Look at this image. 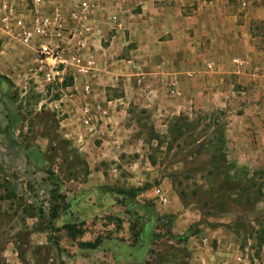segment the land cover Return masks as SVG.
Returning <instances> with one entry per match:
<instances>
[{
  "label": "rangeland",
  "instance_id": "obj_1",
  "mask_svg": "<svg viewBox=\"0 0 264 264\" xmlns=\"http://www.w3.org/2000/svg\"><path fill=\"white\" fill-rule=\"evenodd\" d=\"M253 2L258 13L251 28L264 49V0ZM105 8L102 19L108 28L115 12ZM8 41H0V75L9 80L0 82L7 101L2 111L18 118L7 134L19 146L0 132V264H23L15 245L26 264H170L178 250L185 251L186 264H264V245L257 249L252 238L230 228L235 218H241L257 230L264 215V165L245 166L259 172L256 181L263 185L259 201L235 206L219 190L227 165L210 141L215 124L223 125L219 105L205 104L198 96L181 102L178 113H163L158 101L144 95L128 100L116 85L103 86L100 98L89 102L70 71L47 82L32 48ZM94 62L92 79L98 67L95 58ZM85 101L102 104L106 114H92L84 123L80 108ZM52 131L79 154L87 175L84 182L80 172L61 181L57 192L65 196L67 206L58 209L52 230H46L44 212L62 205L50 196L53 179L45 170L61 178L66 167L59 157L43 159V165L32 168L30 161H36L33 155L42 152L40 148L44 152L43 136ZM21 151L28 155L22 172L15 165ZM158 186L167 197L164 205L152 197ZM136 188L142 191L133 195ZM66 223L86 233L70 238ZM186 231V241L173 239ZM93 238L97 242L92 249L80 245Z\"/></svg>",
  "mask_w": 264,
  "mask_h": 264
},
{
  "label": "crops",
  "instance_id": "obj_2",
  "mask_svg": "<svg viewBox=\"0 0 264 264\" xmlns=\"http://www.w3.org/2000/svg\"><path fill=\"white\" fill-rule=\"evenodd\" d=\"M7 1H12L23 17L32 6L31 0ZM42 1L43 12L59 2ZM253 1L69 0L73 5H93L82 26L84 50L94 56L98 66L95 78L89 80L88 94L82 89L81 77L75 76L73 81L81 85L79 90L89 102L100 98L103 86L116 85L128 100L144 95L158 101L163 113H178L181 102L195 101L198 96L205 104L213 101L224 112L226 159L250 168L264 165V78L251 69L264 62V49L257 44V34L251 28L258 13ZM105 7L115 12L107 26L111 30L103 23ZM1 38L10 40L0 31ZM233 57H242L248 64L235 72L237 68L230 61ZM187 73L191 75L187 77ZM5 89L1 84L0 128L7 124L6 112L2 111L7 102ZM75 135L80 140L79 133ZM26 163L21 151L16 169L22 172ZM38 164L43 165L30 161L31 168ZM85 233L82 230L74 239Z\"/></svg>",
  "mask_w": 264,
  "mask_h": 264
},
{
  "label": "built area",
  "instance_id": "obj_3",
  "mask_svg": "<svg viewBox=\"0 0 264 264\" xmlns=\"http://www.w3.org/2000/svg\"><path fill=\"white\" fill-rule=\"evenodd\" d=\"M42 2L31 0L32 6L27 9L26 17H23L16 11L12 1L0 0V31L18 44L32 48L38 56V63L44 69L45 81L51 83L54 77L60 78L64 71H70L72 77L82 78V89L88 94L95 62L93 55L84 50L85 29L82 25L93 5L85 2L73 5L69 0H59L43 12L40 9ZM111 18L116 23L115 17ZM231 63L237 68L235 72H239V68L246 62L242 57H234ZM253 73L264 74V64L254 67ZM80 113L85 123L93 115L103 116L106 111L99 104L85 101ZM152 197L159 204L167 202L166 194L159 186L152 189ZM205 242L206 238H203L202 243Z\"/></svg>",
  "mask_w": 264,
  "mask_h": 264
},
{
  "label": "trees",
  "instance_id": "obj_4",
  "mask_svg": "<svg viewBox=\"0 0 264 264\" xmlns=\"http://www.w3.org/2000/svg\"><path fill=\"white\" fill-rule=\"evenodd\" d=\"M6 82L9 83V80H7L6 77L0 75V82ZM10 98V96L8 97ZM49 112H45V116L52 115L48 114ZM7 124L0 129L1 133H3V137L8 140L12 144H16V140L14 138H11L7 132L11 128L12 121L18 120V118H12L10 116L6 117ZM53 121V120H52ZM214 133L211 136V143H215L216 145L213 146V150L217 151L218 158L224 161V163L227 165V171L222 172V178L219 182L218 188L222 192H226V198H229L231 202L235 206H242V205H248L253 200L259 201V198L262 197V183L256 181V175H259L258 171L251 170L246 168L245 166H239L235 163L228 162L224 155V140L222 136L223 132V125L215 124ZM43 137L47 139V144L45 146L44 152L36 151L33 155V158L37 162H42L43 159H50V157H59L61 161L65 164L66 169V175L65 177H57L54 176V173L51 170H45L47 177L49 179H53V182H51L53 188L49 190L51 197L58 198L60 205L62 206H54L51 208V210L44 212V229L52 230L51 221L57 217L58 209L66 207V201L65 196L63 194H60L57 192L58 187L62 180L64 179H72L74 176V173H81L83 175V178L80 180L81 182L85 181V177L87 175V166L83 160H81L79 154L72 148H68L67 142L64 139H60L59 135L54 131L50 134H45ZM19 146V145H18ZM50 153V154H49ZM48 154V156L45 158V155ZM50 155V156H49ZM27 154L25 153V157L27 158ZM142 191V189H134V194H138ZM217 205H222L221 202ZM221 207V206H219ZM246 207V206H244ZM38 211H41V208L38 209ZM257 230H254V228L244 222L241 218H235L234 222L231 224L230 228L233 229L236 232H240L248 238H252L255 244V248H260L264 245V215L261 218V220L257 221ZM66 229V234L70 238H74L77 234H79L81 231H74L72 229V224L66 223L64 225ZM40 230V229H36ZM189 234L184 232L181 235H175L173 236V239L178 242L186 241ZM97 240H94L93 242H82L80 245L85 246L86 248H93L96 245ZM56 246V243H55ZM57 248V246H56ZM15 251L17 253L18 259L21 261V263L26 264V262L23 259V254L21 252L20 246L15 245ZM179 252L182 254L185 251L178 250L176 253H174L171 258V261H169L170 264H172V261H175L174 257H179L178 261H175L174 264H186V261L184 258H187L186 255L177 256ZM160 262V261H159ZM142 264H150V263H142ZM152 264V263H151Z\"/></svg>",
  "mask_w": 264,
  "mask_h": 264
}]
</instances>
